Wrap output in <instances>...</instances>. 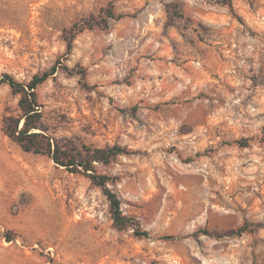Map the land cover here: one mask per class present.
Wrapping results in <instances>:
<instances>
[{
  "label": "rangeland",
  "instance_id": "374dc122",
  "mask_svg": "<svg viewBox=\"0 0 264 264\" xmlns=\"http://www.w3.org/2000/svg\"><path fill=\"white\" fill-rule=\"evenodd\" d=\"M224 1L0 0V264H264V0ZM109 7L68 52L63 30ZM57 61L72 71L36 89L48 133L127 149L96 168L148 237L2 132L18 113L2 75Z\"/></svg>",
  "mask_w": 264,
  "mask_h": 264
},
{
  "label": "trees",
  "instance_id": "16d2710c",
  "mask_svg": "<svg viewBox=\"0 0 264 264\" xmlns=\"http://www.w3.org/2000/svg\"><path fill=\"white\" fill-rule=\"evenodd\" d=\"M224 3L230 4V0H225ZM121 16L109 7L102 16L89 17L83 23H74L69 28H65L63 38L67 51H71L73 40L79 32L95 27L105 29L108 27L110 18ZM58 64L60 61L42 73L34 74L27 82L17 80L9 73L2 75V82L8 84L11 92L18 96V113L8 112L3 115L2 132L10 141L16 143L23 152L45 155L52 159L56 165L64 167L69 172L87 177L93 185L101 189L106 197L112 224L116 229L132 228L136 236L148 237V231L141 230L135 219L123 212L118 194L108 185L113 177L99 173L96 168L97 163L109 164L117 156L126 154L127 149L119 144L102 147L85 143L76 144L70 139H58L48 133L43 122L42 105L38 100L36 89L58 68L65 72L72 71L67 65ZM80 70L83 73V69L80 68ZM84 84L88 86L86 83ZM261 141L264 142V130ZM239 144L245 147L248 145V141L243 139L239 141ZM242 229H246V227H242ZM6 239L10 241L12 237L7 235Z\"/></svg>",
  "mask_w": 264,
  "mask_h": 264
}]
</instances>
